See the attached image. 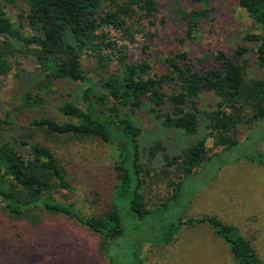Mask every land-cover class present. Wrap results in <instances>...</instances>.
I'll return each mask as SVG.
<instances>
[{"label": "trees", "instance_id": "1", "mask_svg": "<svg viewBox=\"0 0 264 264\" xmlns=\"http://www.w3.org/2000/svg\"><path fill=\"white\" fill-rule=\"evenodd\" d=\"M20 1L24 8L19 16L28 28L26 34L10 21L6 3L0 1V77L10 72L17 59H30L42 79L17 97L15 111L0 117V239L10 247L8 253L0 247V264H41L40 255L30 259L23 254L28 246L23 236L30 227L41 226L45 215L73 219L98 234L99 251L107 264H142L140 248L148 237L147 229L152 230V242L169 244L180 227L204 224L225 242L234 264H262L250 241L233 225L214 215L184 219V208L182 214L178 212L183 206L177 211L173 208L178 201L183 205L185 189L191 185L188 180L197 175V167L207 164L210 170L215 156L238 145L235 134L241 124L264 122V0H235L254 21L257 31L245 33V44L238 45L232 55L217 51L218 67L204 63L197 69L182 49L186 42L198 40L200 24L208 17L207 8H197L181 12L183 33L182 29L179 35L170 30L160 38L163 42L177 40L179 45V49L163 54L162 72L145 58L129 61L127 55L119 54V72L98 83L86 75L83 56L91 54L106 68V58L115 49L105 30H128L130 20L148 19L157 12V0ZM164 19L167 22V17ZM247 44L254 46L255 63L263 71L260 77L246 76L250 53ZM24 72L16 76L19 82L27 77ZM57 81L83 87L79 101L67 100L57 106V111L68 119L61 122L53 117H33L28 126L17 124V114L42 108ZM204 92L216 98L211 111L199 109L198 99ZM144 106L150 107L165 128L194 134L204 116L207 129L204 136L178 154H162L164 171L155 179L168 180L171 176L173 192L153 211L141 193L150 169L142 162L138 140L141 131L135 111ZM34 133L80 141L99 139L113 148L114 179L106 209L89 216L81 213L77 203L87 195L72 188L55 148L35 140ZM209 138L220 152L209 155ZM160 149L163 147L159 143L151 146L149 158L153 159ZM256 158L264 164L259 153ZM71 192L76 199L72 202L64 197ZM158 209L167 214L166 224L158 222L157 229H153L148 221Z\"/></svg>", "mask_w": 264, "mask_h": 264}, {"label": "rangeland", "instance_id": "2", "mask_svg": "<svg viewBox=\"0 0 264 264\" xmlns=\"http://www.w3.org/2000/svg\"><path fill=\"white\" fill-rule=\"evenodd\" d=\"M4 1L5 12L10 21L25 34L28 31L25 21L19 14L24 6L20 0ZM207 8L208 17L200 24L201 31L198 40L188 41L182 49L188 52L197 69L202 64L218 67L220 63L215 58L219 50L232 55L234 49L245 44L243 35L257 31L254 21L239 8L235 0H157V12L148 19H133L127 25L128 30L119 31L106 29V37L115 52L110 54L104 65L97 64L91 54L83 56V68L86 75L98 83L103 77L119 72L117 57L127 55L129 61L145 58L153 68L162 72L161 64L166 50L179 49L177 40L162 41L170 30L177 35L184 31L181 12L191 9ZM164 17H167L165 22ZM164 19V20H163ZM173 20L176 24H171ZM146 45V46H145ZM250 47L247 60V78H257L263 74L254 59V46ZM113 51V49H112ZM121 51V52H119ZM105 53V52H103ZM25 71L26 78L18 81L16 76ZM42 79L36 65L30 59H17L13 68L6 76L0 77V117L5 112L12 113L18 104L17 97L23 90L29 89ZM18 84H17V83ZM83 87L74 82L57 81L52 86L53 92L45 96L41 109L32 110L16 117L19 125L28 126L33 117H53L57 121L68 118L57 111V106L67 100H78ZM216 98L209 92H204L198 99L199 109L211 111L215 107ZM135 122L141 133L138 137L142 162L150 169L146 176V184L141 193L148 209L156 210L172 195V177L168 180L155 179L163 173L162 154H178L182 149L194 144L207 132L206 118L201 117L194 134L181 130L168 129L162 125L150 107L144 106L135 111ZM17 129L18 126L16 127ZM18 132H21L18 130ZM264 122H254L251 125L241 124L235 134L238 145L229 151L219 153L212 159L209 170L207 164L197 167V175L189 179L188 188L184 192V200L173 210L182 214L184 219L214 215L223 222L233 225L238 232L250 241L262 264H264V164L259 163L256 155L264 157ZM34 139L50 145L57 152L62 165L67 169V178L73 189L79 188L87 195V199L78 200L77 206L83 215L89 216L106 209L108 194L113 184L112 163L116 153L107 143L99 139L74 140L65 136H45L34 133ZM159 143L160 149L155 157L149 158L148 149ZM209 155L220 152V148L209 138L206 143ZM155 172H157L155 174ZM176 180V178L174 179ZM193 188L194 190H191ZM64 197L71 202L76 200L73 192ZM155 211L154 218L149 223L157 229L158 222L166 224V213L161 209ZM174 213V212H172ZM176 214V213H174ZM174 221L176 217H173ZM3 221V218L0 217ZM171 221H168L169 223ZM3 222L0 221V224ZM147 231V232H146ZM140 248L142 264H234L227 245L218 238L209 225L180 227L176 236L168 244H157L151 241L150 232ZM25 232V231H23ZM143 232V233H144ZM141 233V235L143 234ZM152 236V235H151ZM24 239L28 243L24 255L29 258L37 254L41 264H107L99 251L100 236L89 231L75 220L58 215L47 216L39 227H30ZM2 246V247H1ZM6 240L0 239V247L9 252Z\"/></svg>", "mask_w": 264, "mask_h": 264}]
</instances>
